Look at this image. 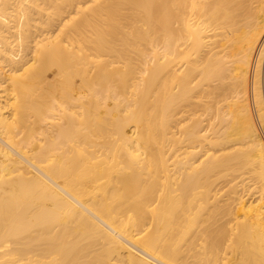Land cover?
Returning a JSON list of instances; mask_svg holds the SVG:
<instances>
[{
    "label": "bare ground",
    "instance_id": "bare-ground-1",
    "mask_svg": "<svg viewBox=\"0 0 264 264\" xmlns=\"http://www.w3.org/2000/svg\"><path fill=\"white\" fill-rule=\"evenodd\" d=\"M224 252L264 264V0H0V264Z\"/></svg>",
    "mask_w": 264,
    "mask_h": 264
},
{
    "label": "rangeland",
    "instance_id": "rangeland-1",
    "mask_svg": "<svg viewBox=\"0 0 264 264\" xmlns=\"http://www.w3.org/2000/svg\"><path fill=\"white\" fill-rule=\"evenodd\" d=\"M115 19V18H114ZM113 19V21H112V24L116 27V26H118V25H120L121 23H122V20L121 19H119V18H116V20H114ZM121 21V22H120ZM154 23V24H153ZM138 25H140V24H138ZM153 25V26H152ZM155 26H157V21H156V24H155V22L154 21H150L149 22V24H146V25H143L141 28H139V26L137 27V29H135V28H132V31L133 32H135V31H138V29H139V31H141V32H146L149 36H148V42H147V47L145 48V46L146 45H144V49L146 50V49H148L147 51H148V53L150 54V53H152L153 51H151V50H153V49H155L154 48V44H155V40H156V38H157V36L156 35H158L156 32V28H155ZM133 29H135V30H133ZM131 31V29H130V32H132ZM156 37V38H155ZM153 39V40H152ZM149 44V45H148ZM154 45V46H153ZM150 46V47H149ZM151 48V49H150ZM148 54V56L151 58V57H154L155 56V54H154V56H153V54H151V55H149ZM149 57H148V59H149ZM151 61H149L150 62V66L148 65V64H146L147 66H149V68L148 69H146V72H144V74H143V77H146L147 76V78H152L153 76H154V74H155V69H154V65H155V63H154V61H155V58L153 59V58H151L150 59ZM146 65H144V66H146ZM153 67V68H152ZM148 70V71H147ZM148 72H150V73H148ZM146 73V74H145ZM150 75V76H149ZM252 195V194H251ZM263 195V193H262V191L260 192H258V193H256L255 195H252V197H254L255 199H259L260 198V196H262ZM248 197H250V195L248 196ZM253 198V199H254ZM244 255H242L241 254V252L240 253H238V256H237V258H236V264H249V262H250V260H249V257L248 256H245V258L243 257ZM222 261L220 262V264H223L222 262H226V259L224 260V258L226 257V258H230V255H228V254H226V252H224V254L222 255ZM182 258H185V259H187V260H189V261H191V259H192V257L190 256V252L189 253H184V255H182ZM246 259V260H244V259ZM116 263V262H115Z\"/></svg>",
    "mask_w": 264,
    "mask_h": 264
}]
</instances>
